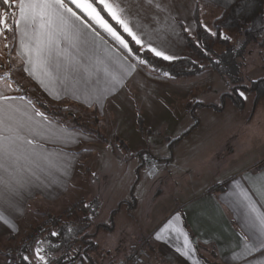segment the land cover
<instances>
[{"label": "crops", "instance_id": "obj_1", "mask_svg": "<svg viewBox=\"0 0 264 264\" xmlns=\"http://www.w3.org/2000/svg\"><path fill=\"white\" fill-rule=\"evenodd\" d=\"M115 2L121 6L129 3L135 4L126 15L130 26L145 43H152L153 46H159L178 57L184 56L187 47L183 36L184 26L190 25L193 31L195 29L193 12L196 1L192 3L191 0H154V4L167 5V12H159L155 7L148 6L144 0H115ZM172 17L175 19L173 20ZM169 25L173 26L172 31H169ZM15 48L14 55L18 56L20 53L19 38L16 40ZM107 49H111V52H108ZM69 51L73 57V65L69 67L67 73H59L55 77H50L38 71L35 78L24 74L26 82L33 83L50 103L69 102L86 111H95L99 118V125L104 122L102 118H105L104 115L109 111V122L113 129L110 134L112 138H121V142L129 145L131 141L145 140L139 124L142 125V129L144 127L155 129V127L153 128L147 118H143V123H139V117L137 115L134 117L132 111V118L129 117V113L126 111L132 106L124 107L119 102V99L124 103L135 102L136 94L139 95L141 92V89L137 88L139 87L137 82L143 81L140 71L137 70L133 77L126 81V87L109 97L111 102H106L103 112H100L98 111L99 106L90 107L89 103L90 91L103 86V72L101 70L90 76L85 68L96 72V67L93 66L97 57L106 60L107 57L114 56L116 53L114 42L110 37H106V44L102 49L95 51L85 49L82 53H78L75 49H69ZM24 66L27 67V65ZM14 89L15 85L7 89V93L20 96L21 94ZM0 90H4L2 82H0ZM263 102L264 99L258 103L254 114L258 110H262L264 118ZM179 104L183 113L189 101L182 100ZM15 106L19 107L21 112L32 115L34 120L43 123L41 117L35 116V111H42L36 106L33 108L26 98L17 100ZM180 107L174 106L173 110L178 114ZM235 110L240 112L236 107ZM168 111L171 112V108ZM175 112L172 113L175 114ZM185 112H187V108ZM253 117L254 115L250 118L246 117V121L217 122V139L213 138L210 139L212 141L204 140L202 142V138H200L201 140L195 144L197 148L192 147V151H200L198 152L199 159L196 162L199 163V169L205 170V173H200L197 175L198 180L192 181L190 190L187 192L188 197L177 207H173L158 222L156 221L158 220L157 215L154 216L153 226L145 234L147 239L143 240L154 247L153 251L158 250L169 254L173 260L172 264H237L232 257L234 253L241 251L245 234L251 236L252 231L248 228V207L242 200L229 195L233 191V178L238 179L245 175L258 176L264 173V122L253 121ZM21 119H26V117L21 116ZM177 121L180 120L177 118ZM51 122L58 129L66 130L65 138L49 141L39 136L34 137L37 141V150H40L39 146L43 145L48 152L58 153L63 150L64 155L75 157L70 174L64 176L60 170L48 167L43 161L38 166L36 164L26 165L22 161L23 167L18 173L17 179L23 182L25 187L21 189L19 197L12 198L15 201L14 205L5 202L8 199V194L4 184L0 182V193H4L3 196H0V211L4 212L5 217L9 219H20L25 213L23 203L32 197L60 201L62 196L71 191L78 163L85 150L83 146L89 147L90 144H98L99 140L97 141L91 134L72 129L53 120ZM199 128L201 129L200 124L184 140L192 142L190 138ZM73 136L78 138L75 142H72ZM142 159L145 165H152L146 155ZM208 163L213 168H217L212 178L206 174L209 171ZM0 177L9 179L8 173L2 169H0ZM246 187L249 186L246 185ZM252 198L257 203L258 211L264 212V195L253 194ZM228 201H232V203L230 204ZM8 210L10 212H7ZM11 211L16 212L12 213ZM157 235L161 237L160 240L156 239ZM186 241L188 242L187 247H185ZM188 249H192V251L187 255H181V252L188 253ZM151 258L148 254L143 264H154ZM3 261L4 257L0 256V264H3ZM261 261H264V256L256 253L242 264H261Z\"/></svg>", "mask_w": 264, "mask_h": 264}, {"label": "rangeland", "instance_id": "obj_2", "mask_svg": "<svg viewBox=\"0 0 264 264\" xmlns=\"http://www.w3.org/2000/svg\"><path fill=\"white\" fill-rule=\"evenodd\" d=\"M191 1L195 2V0ZM217 15L218 13L209 11L203 18V25L211 27V22ZM195 31L196 26L194 33L188 35L194 37ZM232 40L235 44L240 41L239 37H232ZM239 44L237 47V61L241 74L239 84L263 79L264 45L261 46L260 43L243 45L242 41ZM216 51L221 54L223 50ZM180 58H190L199 62L200 66L204 67L203 72L193 79L179 81L157 79L151 69L139 70L143 81L140 80L137 82L139 84H136L141 92L139 95L136 94L135 102L124 103L119 99L120 105L132 106L126 111L129 117L132 118V111L134 117L135 115L139 117V123L143 118H147L153 128L155 127V129L149 127L142 129V125L139 124L145 140L131 141L130 145L124 142L126 149L120 145L121 138L110 136L113 129L109 122V111L104 115L105 118H102L104 122L96 125L94 112L78 107L72 109V114L84 117L85 122L87 121L90 128L94 129L91 135L99 140L98 144L83 146L85 150L78 163L71 191L62 196L60 201L32 197L23 203L25 213L20 219H9L0 211L4 219L13 222L18 228V231L13 233L3 220H0L1 253L4 252L5 255L8 249L18 247L27 236L51 218L67 217L68 213H74V210L72 212L69 210L79 204L86 206L95 202L98 216L89 232L96 235L93 241L97 247L90 253V257L93 264H117L130 255L132 250L141 244L140 242L147 239L145 234L151 230L154 216L157 215L158 222L173 207H177L188 197L187 192L192 181H197V175L205 173V170L199 169V163L196 162L200 151H192V147L197 148L195 144L201 140L200 138L202 142L212 141L210 139L213 138L216 140L217 122L246 121L245 118H250L252 115H254L253 121L264 122L262 110L254 114L258 106L256 93L245 92L247 99L242 98L244 107L240 112H236L231 99H228L224 106L221 98L225 93L232 94L235 98L240 97L237 92L231 90L239 84L227 82L217 71L209 68L208 60L199 61L193 58L188 47L184 56ZM16 79L27 92L31 91L32 94L28 92L27 95L37 96L24 77L21 79L17 76ZM182 100L189 101L195 106L192 111L187 110V112L185 106L184 115L179 104ZM199 100L204 102L200 103ZM197 104L201 106H196ZM222 105L223 110L216 112ZM174 106L180 107L178 108L180 113L177 114L173 110ZM170 108L171 112L168 111ZM177 118L180 121H177ZM198 124L201 129L196 130L190 138L192 142L184 140ZM209 130H211L210 135ZM97 131L102 139L96 136ZM81 132L87 134L85 131ZM144 155L152 165H145L142 159ZM121 157L123 159H120ZM105 161L110 162V167L105 168ZM154 166L157 174L154 177L146 176ZM207 166L209 171L206 174L212 178L217 168L210 166V163ZM93 172L96 174L95 177L92 176ZM103 225L112 229H97L98 226ZM143 247L146 258L149 254L154 264H172L173 260L169 254L153 251L154 247L150 246L149 242Z\"/></svg>", "mask_w": 264, "mask_h": 264}, {"label": "snow or ice", "instance_id": "obj_3", "mask_svg": "<svg viewBox=\"0 0 264 264\" xmlns=\"http://www.w3.org/2000/svg\"><path fill=\"white\" fill-rule=\"evenodd\" d=\"M144 2L159 12L168 11L167 5L154 4V0ZM134 6V3L121 6L115 0H0V82L4 85V90H0V169L7 172L9 177V179L0 177V182L4 184L8 194L5 202L14 205L15 201L12 198L19 197L21 189L25 187V184L17 179L23 167L22 161L26 165L37 166L43 161L48 167H55L62 175L67 176L76 159L64 155L63 150L58 153L48 152L43 145L37 150V141L34 137L57 141L65 138L66 130L58 129L44 112L35 111V116L42 118L41 123L15 106L17 100L26 98L24 95L15 96L7 93V89L13 85L15 91H23V86L16 79L17 76L23 79L24 74H27L28 77L35 78L38 71L50 77L67 73L69 67L73 65L69 49H75L78 53L84 52L85 49L91 51L102 49L105 47L106 37H110L116 47L115 55L107 57L106 60L97 57L93 66L96 67V72L85 68L90 76L101 70L103 72V86L90 91L89 103L90 107L99 106L98 111L103 112L105 103L111 102L109 97L126 87V81L133 77L137 70L156 71L157 65L146 58L145 52L153 59L168 63L180 59L159 46L145 43L133 30L126 13ZM202 27L210 38L231 40L228 35L219 33L208 25ZM168 29L172 31L173 26L169 25ZM184 31L191 35L193 29L190 25H185ZM17 38L20 53L15 56ZM107 51L111 52V49ZM204 51L206 53L207 49ZM162 75L173 78L167 71H163ZM235 91L241 98L247 99L245 91L240 88H236ZM28 103L35 108V103L31 99ZM18 113L20 115H17ZM21 116L26 119H21ZM208 134H211V130ZM77 139L73 136L72 142ZM104 166L110 167V162L105 161ZM156 174L157 169L154 166L146 176L154 177ZM95 175L93 172L92 176ZM253 194L264 195V173L258 176L245 175L238 179L233 178V191L229 195L242 200L248 207V228L252 231L251 236L245 234L241 251L234 253L232 257L237 264L247 262L248 258L256 253L264 256V212L258 211L257 203L252 198ZM3 195L4 193H0V196ZM86 207L91 209V215L88 217L91 222L97 213L92 205ZM0 220H3L11 232L18 231L15 224L4 219L2 215ZM68 231L72 232L73 229L70 228ZM50 235L59 236L60 233L54 231ZM156 239L160 240L161 237L157 235ZM187 243L186 241L185 247ZM43 245L44 241L41 240L27 247L22 246L16 255L6 254L3 264H60L50 255L51 249ZM191 251L192 249H188V253L181 252V255H187ZM69 259L75 264V257L69 256ZM81 264H84V259H81ZM137 264H143V261L138 260ZM261 264H264V261H261Z\"/></svg>", "mask_w": 264, "mask_h": 264}, {"label": "trees", "instance_id": "obj_4", "mask_svg": "<svg viewBox=\"0 0 264 264\" xmlns=\"http://www.w3.org/2000/svg\"><path fill=\"white\" fill-rule=\"evenodd\" d=\"M195 1L193 12V20L196 26L195 36H189L183 31V36L189 51L193 58L199 61L208 60L210 63L209 68L217 71L227 80V82L239 84L241 74L240 65L237 61L238 44L242 41L243 45L249 43H260L261 46L264 45V43H261V41L264 42V0ZM209 11L218 13L211 22L212 29L228 35L231 37V40L225 41L219 38H210L204 32L202 27L203 18L209 13ZM232 37H239L240 41H237L238 44L233 42ZM204 49H207L206 53ZM217 49L223 50L221 54L217 53ZM144 55L146 58L152 60L153 64L157 65L154 74L156 75V78L160 80H190L200 75L204 70V67L200 66L199 62L190 58H180L168 63L160 61L159 59H153L146 52ZM217 61L219 63H217ZM163 71L170 72L173 78L163 76ZM28 84L32 87L33 93L37 94V96L35 97L30 94L27 95L29 91L27 92L24 88L23 91H20L19 93L24 95L27 100L31 99L35 103V106L50 117L51 120L75 130L85 131L90 134L93 133L94 129L90 128L88 122H85L86 119L84 117L72 114V109L77 108L78 106L69 102L62 104L50 103L33 83L29 82ZM236 88H240L246 93H256L257 103L264 99V78L249 84H239V86H235L231 88V90L236 92ZM29 93H31V91ZM221 99L224 106L226 101L231 99L233 105L238 110H242L244 107V102L241 97L235 98L232 94L225 93L222 95ZM198 105L199 104L196 106ZM223 105L221 108H217L216 112L222 111L224 107ZM194 107V105L189 103L186 108L187 110L192 111ZM94 113L96 114L95 111ZM96 117L95 123L97 125L99 119ZM96 136L102 139L98 131ZM120 145L124 149L127 147L124 142H120ZM91 205L95 208L97 213L91 222L88 220V217L91 215V209L84 204H79L76 208L69 210V212L74 210V213H68L67 217L51 218L47 223L41 224L38 227L44 229L41 238V240L44 241L43 246L51 249L50 255L54 260L59 261L60 264H73V261L69 259V256L75 257V264H81V259H84V264H93L90 253L94 252L97 247L93 241V238L96 235L91 234L89 229L92 227L93 222L98 216V207L95 202ZM70 228L73 229L72 232L68 231ZM97 229L111 230L112 228L103 225L98 226ZM54 231L60 233V235L51 236L50 233ZM77 233H79V235H77ZM140 243L147 244V241H142ZM65 253H68V255H65ZM0 256L5 257L4 252H0ZM127 258L128 257L125 259Z\"/></svg>", "mask_w": 264, "mask_h": 264}, {"label": "built area", "instance_id": "obj_5", "mask_svg": "<svg viewBox=\"0 0 264 264\" xmlns=\"http://www.w3.org/2000/svg\"><path fill=\"white\" fill-rule=\"evenodd\" d=\"M44 229L37 228L32 234L27 236L20 244L18 247L13 248V249H8L5 253H11L13 255L17 254V250L20 249L22 246L27 247L29 245H32L34 242H39L43 236ZM146 243H141L140 245L136 246L131 254L128 256L127 259L121 260L117 264H137L138 260H144L146 258V252L145 248L143 247Z\"/></svg>", "mask_w": 264, "mask_h": 264}, {"label": "water", "instance_id": "obj_6", "mask_svg": "<svg viewBox=\"0 0 264 264\" xmlns=\"http://www.w3.org/2000/svg\"><path fill=\"white\" fill-rule=\"evenodd\" d=\"M194 244H196V241H194Z\"/></svg>", "mask_w": 264, "mask_h": 264}]
</instances>
